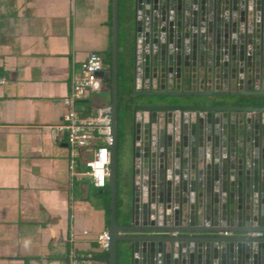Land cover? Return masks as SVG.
Masks as SVG:
<instances>
[{
    "label": "water",
    "instance_id": "obj_1",
    "mask_svg": "<svg viewBox=\"0 0 264 264\" xmlns=\"http://www.w3.org/2000/svg\"><path fill=\"white\" fill-rule=\"evenodd\" d=\"M119 4L112 0L107 264H117L120 245L129 264H264V107L240 106L264 101V0H134L123 225Z\"/></svg>",
    "mask_w": 264,
    "mask_h": 264
},
{
    "label": "crops",
    "instance_id": "obj_2",
    "mask_svg": "<svg viewBox=\"0 0 264 264\" xmlns=\"http://www.w3.org/2000/svg\"><path fill=\"white\" fill-rule=\"evenodd\" d=\"M111 37L112 0H0V264H70L72 251L92 256L85 264L107 262L98 260L106 251L97 236L108 231L111 197L85 166L96 147L82 149L72 168L59 128L74 78L91 53L105 58ZM103 80L100 94L76 105L81 118L111 105L107 66ZM241 105L262 108L264 101ZM126 164L121 225L131 214Z\"/></svg>",
    "mask_w": 264,
    "mask_h": 264
},
{
    "label": "built area",
    "instance_id": "obj_3",
    "mask_svg": "<svg viewBox=\"0 0 264 264\" xmlns=\"http://www.w3.org/2000/svg\"><path fill=\"white\" fill-rule=\"evenodd\" d=\"M106 71L104 58L91 53L79 76L72 82L70 94L64 99V106L68 109L65 123L59 131L68 135L72 168L80 158L81 150L95 145L94 154L86 160V175L98 189L107 186L110 172V148L114 143L111 119V107L105 106L95 111L93 116L81 118L75 107L79 103L87 102L91 95L100 94L104 83L103 74ZM111 236L105 231L97 236L101 250L106 251L110 246ZM70 264L90 263L92 256H77L70 253Z\"/></svg>",
    "mask_w": 264,
    "mask_h": 264
},
{
    "label": "trees",
    "instance_id": "obj_4",
    "mask_svg": "<svg viewBox=\"0 0 264 264\" xmlns=\"http://www.w3.org/2000/svg\"><path fill=\"white\" fill-rule=\"evenodd\" d=\"M119 8H120L119 114H120V122H121L122 114L128 116L131 115L134 106V98H133V69H134V59H135V48H134V37H133L134 0H120ZM128 62L130 63V65L128 64ZM104 64L110 70L111 51L105 56ZM106 187L108 188V185ZM118 213L119 215L122 213L121 202L119 205ZM120 246L118 250L117 264H124V262H126L127 259L125 253H123ZM106 259H107L106 252L98 255L99 261L103 262ZM123 259H125L126 261H123ZM103 264H107V262Z\"/></svg>",
    "mask_w": 264,
    "mask_h": 264
},
{
    "label": "rangeland",
    "instance_id": "obj_5",
    "mask_svg": "<svg viewBox=\"0 0 264 264\" xmlns=\"http://www.w3.org/2000/svg\"><path fill=\"white\" fill-rule=\"evenodd\" d=\"M128 64L130 65L129 62ZM141 100L143 99H139V101ZM144 101L150 102L152 100L149 98H146L144 99ZM77 106H81V108H83L84 105H77ZM127 116L128 115L122 114L121 122H120V165L124 163L126 164L127 161L131 160L132 126H131L130 120L126 119ZM124 149L127 152V156L123 155ZM129 152L130 154H128ZM125 250H127V248ZM125 250H123V253H125L127 261L125 259H123V261H126L124 262V264H129L130 255L128 251H125Z\"/></svg>",
    "mask_w": 264,
    "mask_h": 264
}]
</instances>
